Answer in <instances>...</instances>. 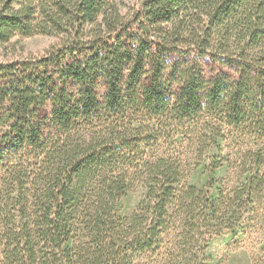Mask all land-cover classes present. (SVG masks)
Instances as JSON below:
<instances>
[{"label":"trees","instance_id":"16d2710c","mask_svg":"<svg viewBox=\"0 0 264 264\" xmlns=\"http://www.w3.org/2000/svg\"><path fill=\"white\" fill-rule=\"evenodd\" d=\"M35 32L0 61V264H220L264 230V0H0V45Z\"/></svg>","mask_w":264,"mask_h":264},{"label":"rangeland","instance_id":"374dc122","mask_svg":"<svg viewBox=\"0 0 264 264\" xmlns=\"http://www.w3.org/2000/svg\"><path fill=\"white\" fill-rule=\"evenodd\" d=\"M56 41L54 36L37 32L28 36L16 34L0 45V61H10L29 54L40 55ZM203 70L209 77L215 71V66L207 60L203 63ZM138 198V192H134L124 200L123 207L127 212L133 211ZM250 226L246 225L242 233L240 231L232 235L227 232L212 238L210 251L220 260V264H251L258 254L259 243L264 240V230Z\"/></svg>","mask_w":264,"mask_h":264}]
</instances>
